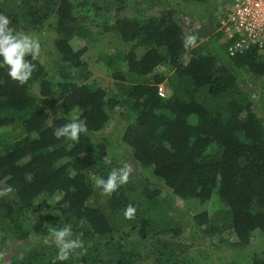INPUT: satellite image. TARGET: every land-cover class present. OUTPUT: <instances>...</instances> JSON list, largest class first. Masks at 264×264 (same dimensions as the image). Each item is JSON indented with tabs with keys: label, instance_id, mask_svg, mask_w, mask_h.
<instances>
[{
	"label": "trees",
	"instance_id": "1",
	"mask_svg": "<svg viewBox=\"0 0 264 264\" xmlns=\"http://www.w3.org/2000/svg\"><path fill=\"white\" fill-rule=\"evenodd\" d=\"M140 1L136 9L132 0H0L10 28L39 40L52 30L55 51L48 65L33 61L24 85L0 67V188L13 189L0 197V264H53L49 229L65 224L84 248L56 264H213L208 245L233 236L229 243L246 251L226 256L229 264H264V241L252 244L264 234V120L253 107L256 99L264 107V54L251 47L230 55V41L218 36L185 49V24L153 12L166 0ZM77 7L113 18L90 22ZM105 34L118 38L99 53L112 69V91L91 85L84 56L86 41L100 46ZM162 65L175 69L167 81L156 71ZM243 75L260 78L256 95L241 88ZM164 80L167 96L158 93ZM73 115L88 135L56 139L54 128ZM112 122L119 136L100 134ZM124 164L128 183L111 194L94 186L93 177ZM211 198L220 204L212 214L177 203ZM129 204L133 219L123 214ZM29 213L41 214L26 229Z\"/></svg>",
	"mask_w": 264,
	"mask_h": 264
},
{
	"label": "rangeland",
	"instance_id": "2",
	"mask_svg": "<svg viewBox=\"0 0 264 264\" xmlns=\"http://www.w3.org/2000/svg\"><path fill=\"white\" fill-rule=\"evenodd\" d=\"M228 2L229 0H210V2H200L196 0H166V2L159 5L153 12L157 13L159 15H163L166 18L170 17H177L182 23L185 24V26L188 29L189 35H196L197 36V44L200 43H208L210 45L212 38H219L220 42L226 41V35L222 33V30L220 29V17H223L225 14V11L228 9ZM143 4L140 0H132L131 7L133 8H141ZM221 7V8H220ZM111 12V13H110ZM107 12L104 11L103 15L96 14V11L91 7L88 9H82V7H77V13L78 14H86L88 16V20L90 22L94 21L95 19L97 21H102L103 18H106L110 15H112V11ZM152 12V11H151ZM98 17V18H97ZM112 19L113 17L110 16ZM43 38L41 44V56L40 59L45 62L46 65L51 63L53 61L51 53L55 52L54 47L52 44V39L54 36V32L52 30H49L47 32L44 30ZM116 34H105L101 39L100 46L97 44L93 45L92 42H88V49L85 53V57L89 61V67L88 69L91 71V75L88 78V81L91 83L92 86L96 87H104L108 91H112L115 88V81L112 77V69L109 68L106 63L100 59V50L101 47L106 43L108 46H111V48L118 46V38L116 37ZM36 38H39L36 36ZM84 44V40H77L74 42V45L76 48H80ZM44 45V46H43ZM121 48L123 50H126L129 48V46L122 44ZM145 49L139 48L140 55L143 54ZM127 68V67H126ZM125 68V69H126ZM157 72L162 73V75L166 76V81L168 78L172 76L175 69H170L166 65H162L156 69ZM164 80V81H165ZM161 82L167 85V82ZM239 82L241 84V88L244 90L249 91L251 94L256 95L257 92L260 89V78L249 75V76H241L239 78ZM160 84V83H159ZM168 86V85H167ZM166 86V87H167ZM168 89V87H167ZM168 89V94H169ZM256 99V98H255ZM257 100V99H256ZM256 100L253 101V107L256 110L257 114L262 117L264 120V107L260 105ZM103 133L105 135L110 134V136H119L118 127L115 125L114 122H112L105 130L101 131L100 134ZM121 150L126 152V156H128V152L130 149L124 145V147L121 148ZM103 197V196H102ZM99 198H97L98 200ZM99 201H103V199H99ZM178 205L183 209L189 211L196 209V206H201L202 209H206L209 211V213H215V211L218 209V206L220 204L218 200L211 198L209 201L205 202L204 204L200 202H191L186 201L183 199H178ZM41 213L45 211L44 208L38 209ZM41 213H35V216L31 213L25 215V228L29 229L31 227V224L35 221V218L37 219V215ZM32 220V221H31ZM227 240L224 242H217L219 245L218 247H213L208 245L207 253L210 254L211 261L213 264H229L228 259L226 256L233 257L235 255V258H241L243 255V252L246 251L245 249H238L234 246H232L229 242H232L236 239V237H230L226 238ZM264 241V234L262 232L257 233L255 236L252 244L253 246H259ZM242 251V252H241Z\"/></svg>",
	"mask_w": 264,
	"mask_h": 264
},
{
	"label": "clouds",
	"instance_id": "3",
	"mask_svg": "<svg viewBox=\"0 0 264 264\" xmlns=\"http://www.w3.org/2000/svg\"><path fill=\"white\" fill-rule=\"evenodd\" d=\"M11 20L8 16L0 13V67H7L8 75L12 80L17 81L20 85L27 83L34 70L37 61L41 56V42L38 38L27 34L23 31H17L10 28ZM196 35H184L182 39L185 49L195 48L197 46ZM31 57V59H26ZM89 129L85 120L73 115L70 121L64 125L54 128L53 135L56 139L65 138L69 141L79 142L81 134L88 135ZM105 164H111L109 155L103 159ZM132 168L128 164L120 167H113L107 177H93L94 186L102 189L104 194H111L116 191L121 185L128 183ZM25 179L31 181L32 173H26ZM13 189L11 187L0 188V197L8 196ZM68 205H65L67 207ZM136 208L129 204L123 214L126 219L135 217ZM50 240L58 249L57 255L53 261H66L76 249H83L84 242L79 237L74 238L71 224H65L60 228H50ZM45 244L49 243V239L44 240ZM5 253L0 252V259L4 258Z\"/></svg>",
	"mask_w": 264,
	"mask_h": 264
},
{
	"label": "built area",
	"instance_id": "4",
	"mask_svg": "<svg viewBox=\"0 0 264 264\" xmlns=\"http://www.w3.org/2000/svg\"><path fill=\"white\" fill-rule=\"evenodd\" d=\"M219 22L220 29L230 41V55L251 47L264 54V0H229L228 9ZM158 93L168 95L165 84L158 85Z\"/></svg>",
	"mask_w": 264,
	"mask_h": 264
},
{
	"label": "crops",
	"instance_id": "5",
	"mask_svg": "<svg viewBox=\"0 0 264 264\" xmlns=\"http://www.w3.org/2000/svg\"><path fill=\"white\" fill-rule=\"evenodd\" d=\"M225 35V34H224ZM227 40V39H226Z\"/></svg>",
	"mask_w": 264,
	"mask_h": 264
}]
</instances>
